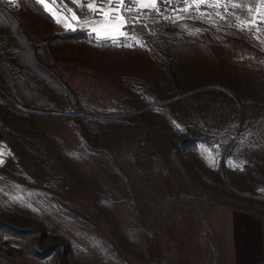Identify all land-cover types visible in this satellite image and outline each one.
<instances>
[{"label": "rangeland", "instance_id": "rangeland-1", "mask_svg": "<svg viewBox=\"0 0 264 264\" xmlns=\"http://www.w3.org/2000/svg\"><path fill=\"white\" fill-rule=\"evenodd\" d=\"M24 1L9 4L41 42L50 29ZM179 1L163 2L162 22H148L144 9L147 29L129 35L145 46L128 47L103 39L123 30L113 13L46 0L54 31L91 33L81 53L57 63L83 110L69 101L33 106L32 119L0 126L2 214L38 226L36 249L49 251L40 256L0 231V264H234L226 255L233 211L264 215V24L253 33L230 27L231 15L200 23L211 7L177 14ZM245 4L257 9L252 16L228 11L264 20V4ZM191 132L195 147L184 148Z\"/></svg>", "mask_w": 264, "mask_h": 264}, {"label": "trees", "instance_id": "trees-1", "mask_svg": "<svg viewBox=\"0 0 264 264\" xmlns=\"http://www.w3.org/2000/svg\"><path fill=\"white\" fill-rule=\"evenodd\" d=\"M240 1L245 4L246 0ZM23 3L45 27L50 29V32L41 42L36 41L29 29L25 27L20 9L12 7L8 2H0V126L4 128L7 127L3 123L17 119H32L33 112L30 108L33 106L54 109L69 101L77 109L83 110L74 89L58 73L57 63L59 56L67 51L81 53L83 42L90 38L91 33L85 29L56 32L54 31L55 20L43 5L36 3L35 0H25ZM179 4L182 5L180 1ZM189 4L191 5L190 2ZM163 5L161 2L159 7L163 9ZM170 5L174 6V0ZM191 6L196 8L195 5ZM209 12L213 20L224 22L215 15L216 12L224 14L222 6L217 9L211 7ZM247 17L248 15L245 14L243 19ZM150 21L162 22V16L150 12L148 22ZM197 21L208 22L207 15L203 19L200 16ZM257 70L260 73L264 71V67L257 68ZM77 125L80 126L79 123ZM82 135L89 144L91 140L89 134L82 132ZM18 137L19 142L31 154L36 155L24 138ZM180 143L184 148L192 149L196 144L195 136L191 132L183 137ZM6 210L7 208L0 199V231L24 237L30 250L41 254L43 251L36 249L39 241L43 239L39 233L40 228L36 225H29L24 218L3 215L2 213ZM48 254L49 251L40 256Z\"/></svg>", "mask_w": 264, "mask_h": 264}, {"label": "snow or ice", "instance_id": "snow-or-ice-1", "mask_svg": "<svg viewBox=\"0 0 264 264\" xmlns=\"http://www.w3.org/2000/svg\"><path fill=\"white\" fill-rule=\"evenodd\" d=\"M0 2H8L10 4H15L16 0H0ZM35 2L40 5H45L46 0H35ZM52 2L53 4H55L58 2V0H52ZM161 2L171 4L172 0H100V3H97V0H92V2L90 3L87 2V0H72V3L78 4L79 7L91 11L93 14L109 15V13L111 12L113 13V15L110 16V19L112 20H115L118 16L119 19L122 21L121 28L123 29L120 32V35L115 37L106 36L103 37V39L106 41H110L114 46L128 47L133 46L132 41H135V43L141 47L145 46L135 35H129V29H131L133 32L137 29V27L147 29L148 25L146 23H143L141 19V15H147V13L144 12V9H147L150 12H155L157 16H162V11L158 6ZM189 2L191 3V5H201L205 7H219L223 3L224 14L216 12L215 15L219 16L221 20H226L229 15L234 16L238 23L230 24L229 26L235 27L240 31H249L255 33L260 31V24H264V20H261L259 22H257L255 19L245 21L241 20L240 16L236 15L235 12H229L228 5H231L233 9H244L249 16H252L253 12L257 10L252 5L238 3L236 2V0H226V2L225 0H214V3H209V0H180V3L184 5V7L174 9V11H176L177 14L180 11H183L185 13L189 12ZM255 3L264 4V0H255ZM68 11H71V9H68ZM200 15L202 19L205 15H207L208 22L213 25L216 24V21L212 19L211 13L205 14L201 12ZM73 18L76 19L78 22L80 21V18L76 16L75 13H73ZM163 18L169 19V17L166 16ZM178 18L182 19L183 17L178 16ZM56 22L60 23L59 20H57ZM82 23L84 25H88L99 24L100 22L95 20H84ZM199 31L200 29H195V31L191 34L195 35ZM257 39H259V37H257ZM175 126L177 128L180 127L179 125ZM0 163H2V161H0ZM233 167L239 168L242 167V165L233 164Z\"/></svg>", "mask_w": 264, "mask_h": 264}, {"label": "crops", "instance_id": "crops-1", "mask_svg": "<svg viewBox=\"0 0 264 264\" xmlns=\"http://www.w3.org/2000/svg\"><path fill=\"white\" fill-rule=\"evenodd\" d=\"M233 212L226 255L234 264H264V215Z\"/></svg>", "mask_w": 264, "mask_h": 264}]
</instances>
